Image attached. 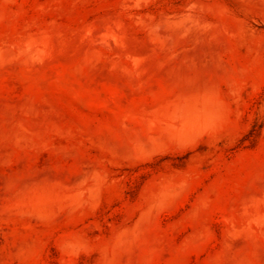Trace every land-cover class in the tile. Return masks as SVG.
Here are the masks:
<instances>
[{"label": "rangeland", "instance_id": "rangeland-1", "mask_svg": "<svg viewBox=\"0 0 264 264\" xmlns=\"http://www.w3.org/2000/svg\"><path fill=\"white\" fill-rule=\"evenodd\" d=\"M0 264H264V0H0Z\"/></svg>", "mask_w": 264, "mask_h": 264}, {"label": "bare ground", "instance_id": "bare-ground-1", "mask_svg": "<svg viewBox=\"0 0 264 264\" xmlns=\"http://www.w3.org/2000/svg\"><path fill=\"white\" fill-rule=\"evenodd\" d=\"M112 21H115V19L114 20H112ZM117 21H115L114 23H116ZM109 22H107L106 24H108ZM113 22H111V24H112ZM193 23H195V22H193ZM115 25H117V24H115ZM183 26L184 27V25H182V23H178L177 25H166L168 28H172V29H174V27L175 26ZM197 25V24H196ZM195 25V26H196ZM109 26V24L107 25V27ZM113 27H116V26H114V24L112 25ZM119 25H117V27H118ZM120 26H122V25H120ZM105 27V26H104ZM197 27V26H196ZM211 27V26H210ZM209 26H208V28H210ZM121 28H123V26L122 27H120V28H118V30H121ZM176 28V27H175ZM187 28L188 27H186V30H187ZM198 28V27H197ZM201 28V27H200ZM203 28V27H202ZM107 30H108V35L106 34L105 35V37L103 36V38L105 39V38H108V40H110V39H113L114 40V42H115V40L116 39H118V37L120 36V35H118L117 36V34L119 33H121L122 34V32L120 31V32H118L117 33V28H116V32H113L112 30H111V28H107ZM113 30H114V28H113ZM190 30H191V27H190ZM198 30H199V28H198ZM197 30V31H198ZM104 31H106V28H105V30ZM204 31H206V30H203V32ZM211 31V30H210ZM84 32H85V35L87 36V37H89V38H92L93 36H94V34H95V28H94V26H92V25H87L86 27H85V30H84ZM107 32V31H106ZM105 32V33H106ZM149 32H150V40L152 41V43L156 46V47H158L159 49H169V48H174V47H176V45H177V43L178 42H176V39H175V36L177 35V33L175 34V36H174V34H172V36H174V37H172V36H170L168 39H165V38H162L161 36H159V34L157 33V31H156V29H155V27H150L149 28ZM187 32V31H186ZM190 32H192V31H190ZM199 32V31H198ZM198 32H196V33H198ZM214 32V31H213ZM117 33V34H116ZM189 32H187V34H188ZM195 33V34H196ZM205 33V32H204ZM181 34H183V31L181 32ZM185 34L186 33H184V36H185ZM200 35H201V33H199ZM203 34V33H202ZM56 36V35H55ZM123 36V35H122ZM122 36H120V38H119V40H122V42H125V40L123 41V39H125L124 37H123V39L121 38ZM126 36V35H125ZM179 36H180V33H179ZM195 36H199V35H195ZM51 37H52V35H51ZM181 37V36H180ZM200 37V36H199ZM202 37V36H201ZM41 38L42 37H39V40H30V41H28L27 42V44H26V46H27V48L28 49H30V48H36V47H38L39 46V44H41V43H44V42H46L47 41V39L45 38V37H43V38H45V39H42L41 40ZM53 38V37H52ZM57 38V37H56ZM176 38H178V36L176 37ZM198 38V37H197ZM179 39V38H178ZM50 40H52V39H49V41ZM55 39H53L52 41L53 42H55L54 41ZM119 40L117 41V42H119ZM126 40H127V38H126ZM49 41H47L48 43H49ZM61 41V40H60ZM111 41V40H110ZM113 42V43H114ZM121 42V43H122ZM48 43H47V45L46 46H50L51 44L49 43V45H48ZM120 42H119V45L121 44ZM52 44H54V43H52ZM56 44H57V42H56ZM55 44V45H56ZM126 44V43H125ZM43 46H44V44H42ZM42 47V46H41ZM40 47V50H42V48ZM129 47V46H128ZM43 49H44V47H43ZM49 49H50V47H49ZM48 48H45V51L46 50H49ZM36 51V50H35ZM34 51V52H35ZM37 52L39 53V51H38V49H37ZM44 52V51H43ZM42 52V53H43ZM46 52H48V51H46ZM44 54V53H43ZM43 54H41L42 56H44ZM46 54V53H45ZM37 55V54H36ZM39 55H40V53H39ZM40 55V56H41ZM133 56V55H132ZM131 56V57H132ZM137 57V56H136ZM132 60H137V59H135V56L134 57H132L131 58ZM140 60H138V62H139ZM162 110H161V113H162V116L164 117L163 119H165L164 121L162 120V119H160L159 121H158V119H155L154 121H152V123H150V124H152V126H154V127H159V126H163L164 127V129L167 131V132H170V133H173V134H175L176 136H178V137H184V136H186L188 133H191V131H193L201 122H204V114L199 110V109H197V107H196V104H195V102L191 99V98H189L188 96H183V97H181L180 99H177V100H175V101H173V102H171L170 104H168L167 106H165V107H163V108H161ZM160 109H158V110H156V111H159ZM155 111V113L157 114V112ZM160 112V111H159ZM155 115V114H154ZM156 116V115H155ZM159 116H161L160 115V113H159ZM158 116V117H159ZM157 117V116H156ZM163 121L162 123L160 122V121ZM176 122V125H173L172 124V122ZM139 149H141V146L139 145ZM73 199V198H72ZM254 205H256V202L254 203ZM257 205H259V204H257ZM256 205V206H257ZM258 209V208H257ZM257 214V213H256ZM260 215H263L262 213L260 214ZM260 215H259V217H260ZM255 219V218H254ZM263 221V220H262ZM260 222V221H259Z\"/></svg>", "mask_w": 264, "mask_h": 264}]
</instances>
